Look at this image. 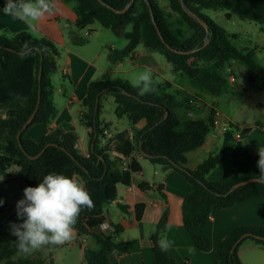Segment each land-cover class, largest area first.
<instances>
[{
    "label": "trees",
    "instance_id": "1",
    "mask_svg": "<svg viewBox=\"0 0 264 264\" xmlns=\"http://www.w3.org/2000/svg\"><path fill=\"white\" fill-rule=\"evenodd\" d=\"M64 1L75 3L77 27L84 28L99 22L116 37L128 41L125 48L111 50L109 58L113 64L133 57L137 48L143 45L147 51L163 55L176 73L186 76L195 87L213 96L228 92L230 81L225 71L234 62L245 68L250 81L256 79L264 88V67L256 60V51L238 49L233 44L237 35L203 14V10H223L227 12L226 18L235 14L242 20L264 25V0H183L198 19L184 10L182 0H169L170 11L165 10L159 0ZM4 2L0 0V8ZM173 13L178 14L192 30L190 36L186 37L181 29L174 27L170 21ZM25 43L33 52L21 57L19 52ZM59 57L58 47L48 37L35 38L25 31L12 37L0 35V176L3 177L0 185L20 180L26 187H35L46 174L53 172L78 176L90 193L94 208L82 210L75 230L81 237H95L100 245L97 250H86L87 264H110L112 252H127V247L116 240L123 231L121 225H115V235L95 230L106 220L105 206L117 199V186H130L134 174L142 170L137 156L159 165L163 171L175 170L185 176L192 189L183 200L182 221L195 248L202 252L211 250L205 227L213 209H225L264 197V183L257 182H250L227 195L235 184L259 176L260 169L254 168L226 180L207 179L213 169L229 159L244 158L252 163L259 159L249 152L247 146L236 141L234 126L225 132L224 144L218 151L210 153L196 169L186 166L187 153L201 147L215 128L216 110L212 109L207 120L181 122L177 111L181 108L194 111L195 103L169 93L167 90L172 86L169 81L154 82L155 90L146 95H139V90L131 87L126 79L91 82L82 100L84 111L81 116V122L90 128L91 152L88 157L78 153V135L71 124L51 130L40 142L26 138L33 125L48 124L57 114L52 76L58 71ZM40 88V108L21 135L22 149L17 135L36 108ZM109 94L114 97L117 117H127L133 133L129 130L119 132L103 143L112 127L111 123L101 119V102ZM195 99L199 101L197 97ZM97 100L99 107L96 113ZM140 122L145 123L142 129L136 128ZM113 142L116 145L111 149ZM44 149L39 158H30ZM129 159L131 162L125 167L124 163ZM13 166L17 167L16 172L11 171ZM139 187L165 197L162 185L154 187L143 182ZM144 207V204L136 206L139 220ZM120 208L126 211L125 206ZM6 209L7 204L3 203L0 206V264H43L41 256H26L17 250V238L10 233L11 224L3 216ZM168 218L169 212L165 209L151 238L156 249L154 264H177L158 245L167 228ZM243 235H247L246 238L231 252ZM258 237L264 238V224L235 228L223 239L216 254L217 264H243L239 248L248 240L264 247V239Z\"/></svg>",
    "mask_w": 264,
    "mask_h": 264
},
{
    "label": "crops",
    "instance_id": "2",
    "mask_svg": "<svg viewBox=\"0 0 264 264\" xmlns=\"http://www.w3.org/2000/svg\"><path fill=\"white\" fill-rule=\"evenodd\" d=\"M46 22H49V20L41 21L38 26V34H34L27 29L23 22L5 16L2 13V8H0V35L12 37L25 31L31 33L35 38L43 36L49 38V34L41 29V26ZM93 30H95V33L87 45L72 41L71 44L65 45L64 50L60 53L58 71L52 76L55 92L54 102L57 108L56 116L48 124L33 125L25 135L28 139L40 142L51 130L65 124H71L78 135L76 144L78 153L85 157H88L91 152L90 128L81 122V116L84 111L82 100L87 94L89 84L93 81L123 79L122 75L124 73L137 70L139 67L155 70L152 52L146 49L139 51V47L133 57L113 64L109 58L111 50L123 49L127 43L106 42L98 36L99 33L96 28L91 29V31ZM93 41L96 42L94 43L95 49L90 51L86 46L92 45ZM257 47L260 51L264 49V47ZM233 67L228 68L229 72L235 73ZM230 75H227V77L229 78ZM232 84H235L236 90L229 88L228 92L222 96L216 97L212 95L215 97L212 104H207L208 97L204 93H190L185 90L186 96L179 94L184 98L193 100L195 103L194 111L182 108L185 113L183 118L179 116L181 122L196 119L194 118V112L201 111L203 105L208 108L207 119L212 109L216 110V126L207 136L205 143L198 149L187 153L186 166L189 169H196L210 153L218 151L224 144L225 132L231 129L232 126H234L232 130L236 141L247 146L253 156H259V147L264 148V122L259 120L247 123L242 122L239 118L240 113L244 112L245 107H247V101L249 100L246 99L248 97L253 99V104L249 110L250 113L253 114L259 111L264 113V88L258 80L250 81L248 75L245 76L243 84L240 85L238 83V78ZM238 95L241 100L238 99ZM225 96L227 106L225 107L239 105L236 111L230 110L226 112L222 110L221 102ZM195 97L199 101H196ZM102 120L107 122L105 119ZM108 123L112 124V122ZM144 125V122H140L136 128L142 129ZM126 130L133 133L131 123L129 128L122 131H113L111 127L108 137L103 143L115 134ZM115 145L116 143L113 142L110 148L113 149ZM110 154L112 157L115 156L112 150ZM135 156L137 155L135 154ZM137 159L141 164L142 170L134 174V180L130 186L118 185L117 199L107 204L104 208L105 221L114 228L115 225L123 227V231L117 235L116 240L127 247V252L125 253H120L117 250L112 252L110 264H154L156 249L151 238L165 209H168L169 218L167 228L163 233L166 232L167 238L172 242L171 248L167 253L176 260L177 264H217L216 254L221 247L223 239L232 230L241 226L264 224V197L237 203L225 209H213L205 227V232L211 241V250L208 252L197 250L182 221V204L184 197L192 189L191 185L185 176L178 171H163L159 165H154L143 157L137 156ZM258 160L252 163L244 158L229 159L213 169L207 175V179L209 181L226 180L254 168L259 169L257 166ZM130 162L131 159L127 160L124 166L126 167ZM143 182L154 187L162 185L165 197L155 191L145 192L141 190L139 185ZM140 204H144L145 207L139 220L136 206ZM121 205L126 207V211L120 208ZM75 232L79 238L73 236L72 247L70 248L71 257L66 259L59 257L62 263L59 262L56 251L51 252L49 250L46 254L42 248L30 255L41 256L44 260L43 264H87L85 259L86 250H97L100 245L95 237H81L76 230ZM95 232L102 231L98 227ZM89 237L92 238L89 239ZM77 245H79V249L75 251L73 248ZM238 254L243 264H264V247L257 245L253 241L244 242L239 248Z\"/></svg>",
    "mask_w": 264,
    "mask_h": 264
},
{
    "label": "rangeland",
    "instance_id": "3",
    "mask_svg": "<svg viewBox=\"0 0 264 264\" xmlns=\"http://www.w3.org/2000/svg\"><path fill=\"white\" fill-rule=\"evenodd\" d=\"M55 4L54 14L51 16H47L44 20H49V22L44 23L41 26V29L49 34L50 38L58 47L59 52L61 53L64 50L65 45L71 44L72 41H75L79 44H88L91 40V37L94 35L95 30L91 31V29L96 28L98 31V36L101 37L106 42H116L126 44L128 41L125 38L116 37L110 29H105L101 26L99 22H94L88 27H77L75 25L76 21V10L74 2H66L64 0H53ZM160 5L167 11H170L169 0H159ZM226 11L223 10H203V14L210 17L218 26L224 28L231 34H236L237 38L233 39V44L240 50H253L256 51V60L264 67V49L260 51L257 47H264V25L257 24L252 21L242 20L238 18L235 14H232L231 18H226ZM172 19L170 20L175 28L181 29L183 34L188 37L192 34V30L188 27V25L181 19V17L173 13ZM95 41L92 42V45L86 46L90 51L95 49ZM139 51L145 50L143 45L139 46ZM154 58V66L155 70L152 71L153 79L155 83H165L166 81L171 82L172 86L167 91L174 95L181 94L182 96H186L187 92H197L199 94L207 95V104H212L215 97H213L210 93L205 92L197 87H195L189 78L179 73H176L173 69L171 63L161 54L152 52ZM60 59V57H59ZM58 59V62H59ZM130 62V60H128ZM234 65V67H233ZM231 67L235 69L234 72H229V69L225 71V75L235 74L236 79L238 78V83L241 85L245 80V76H247L244 67L241 64L235 62ZM128 67V66H126ZM142 67L137 68V70H133L129 73H124L122 76L123 79L131 80L136 74L143 71ZM54 75V74H53ZM230 89L236 90L235 84L230 83ZM238 99L241 100L240 96H237ZM247 107H245L244 112H241L239 118L242 122H257L261 120L264 122V113L256 112L250 113V107L253 104L252 97H248ZM101 118L105 119L107 122H112V130L113 131H122L129 128V124L131 123L127 117L123 119H119L115 113V101L114 97L109 94L107 95L101 102ZM222 110L229 112L230 110L236 111L239 108V105H234L233 107L226 108V96L222 98L221 102ZM226 106V107H225ZM208 112V108L205 105L202 106L201 111L194 112V118L207 120L206 114ZM180 118H183L185 113L184 109H179L177 111ZM17 167L13 166L11 168L12 172H16ZM3 179L0 176V180ZM26 188L24 183L20 180L11 181L7 185H0V199L7 204V209L4 213V217L9 220V223H20L22 221L18 220L16 215V203L20 199H23V190ZM75 237H78L76 232L74 233ZM79 238V237H78ZM92 237H89L91 239ZM72 241V240H71ZM71 241L67 242L63 245L59 246H48L43 248V250L48 253L49 250L51 252H57L58 258H69L71 257L70 248ZM75 251L79 249V245L73 248ZM33 253V252H32ZM31 253V254H32ZM26 255V254H23ZM30 255V254H27ZM60 263L62 260L58 259Z\"/></svg>",
    "mask_w": 264,
    "mask_h": 264
},
{
    "label": "clouds",
    "instance_id": "4",
    "mask_svg": "<svg viewBox=\"0 0 264 264\" xmlns=\"http://www.w3.org/2000/svg\"><path fill=\"white\" fill-rule=\"evenodd\" d=\"M55 7L53 0H5L2 13L23 22L31 33L38 34L40 22L53 15ZM32 52L33 49L25 43L19 55L24 57ZM129 83L139 90V95L155 90L151 68L136 74ZM258 155L260 174L256 182L264 183V148L259 147ZM23 196L16 203V215L22 222L12 223L10 233L17 238V250L26 255L70 242L82 210L94 208V201L84 182L75 175L48 173L37 186L26 187ZM3 203L0 199V206ZM171 244L166 232L162 233L158 241L161 251L167 252Z\"/></svg>",
    "mask_w": 264,
    "mask_h": 264
},
{
    "label": "water",
    "instance_id": "5",
    "mask_svg": "<svg viewBox=\"0 0 264 264\" xmlns=\"http://www.w3.org/2000/svg\"><path fill=\"white\" fill-rule=\"evenodd\" d=\"M182 6H183V8H184V10L187 12V13H189L193 18H195V19H198V17H197V15L193 12V11H191L190 9H188L186 6H185V4H184V2H183V0H182ZM111 8V7H110ZM125 11V10H124ZM151 13H152V11H151ZM154 23H155V20H154ZM205 27L207 28V25L205 24ZM159 33H160V31H159ZM40 75H41V73H40ZM40 104H41V88L39 89V95H38V102H37V105H36V108H35V110H34V112L30 115V117L28 118V120L26 121V123L23 125V127H22V129H21V131L18 133V135H17V138H18V142H19V145H20V147L23 149V146H22V143H21V135H22V133L28 128V126L33 122V120H34V118L36 117V114H37V112H38V110H39V108H40ZM98 107H99V100H97V105H96V109H95V111H96V113L98 112ZM94 142L92 143V148L94 147ZM47 148V147H46ZM45 148V149H46ZM45 149L43 150V151H41L38 155H36V156H30V158L31 159H37V158H39L42 154H43V152L45 151ZM143 155L144 156H148L147 154H145V153H143ZM250 182H256V178H254V179H251V180H249V181H243V182H240V183H237V184H235L231 189H230V191L227 193V195L228 194H231L232 192H234L235 190H237L238 188H240L241 186H244V185H246V184H248V183H250ZM246 236L247 235H243L235 244H234V246H233V248H232V250H231V252H234L235 251V249L237 248V246L242 242V240H244V238H246ZM258 238H261V237H258ZM261 239H264V238H261Z\"/></svg>",
    "mask_w": 264,
    "mask_h": 264
},
{
    "label": "built area",
    "instance_id": "6",
    "mask_svg": "<svg viewBox=\"0 0 264 264\" xmlns=\"http://www.w3.org/2000/svg\"><path fill=\"white\" fill-rule=\"evenodd\" d=\"M230 71V70H229ZM229 80L231 83H235L236 82V76L234 74H231L229 76ZM194 103V102H193ZM100 230L103 233L109 234V235H115L116 234V229L114 227H112L108 222H103L100 226H99Z\"/></svg>",
    "mask_w": 264,
    "mask_h": 264
}]
</instances>
